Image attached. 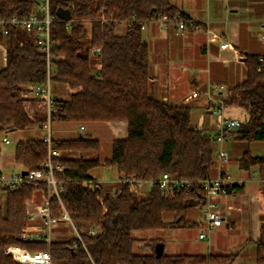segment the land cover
I'll return each instance as SVG.
<instances>
[{"label": "trees", "instance_id": "trees-1", "mask_svg": "<svg viewBox=\"0 0 264 264\" xmlns=\"http://www.w3.org/2000/svg\"><path fill=\"white\" fill-rule=\"evenodd\" d=\"M35 7L34 0H0V17H28ZM61 8L71 12L70 21L58 17ZM51 9L56 15L51 32L56 43L52 85L58 94L62 89L66 93V88L71 91L67 98L56 97L51 122L125 123L128 136L112 142L111 157L105 161L100 159L101 142L97 139L52 140L53 150L60 152L53 162L63 168L54 173L61 181L62 205L72 214L76 228L84 232V245L78 242L77 248L67 240H53L48 245L23 239L31 224L28 204L48 197L46 183L0 186V264H19L5 254L12 245L32 253L49 250L59 264H234L235 255H167L156 241L148 243V253L135 252L140 241L137 232L184 227L188 213L206 203L201 182L217 174L215 143L204 129L193 125L191 107L165 102L153 94L150 50L142 37V25L159 15L174 17L176 8L169 0H51ZM123 21L125 25H121ZM120 28L122 33H118ZM0 45L6 48L0 67V135L44 129L46 111L24 94L28 85L46 81L45 53L24 28L8 26L6 34L0 29ZM94 49L99 53L93 54ZM261 56L246 57V78L222 96L227 107L236 106L248 114L249 121L237 131L240 139L248 142H264V66L258 70ZM43 137L17 144L14 161L23 170H40L47 160ZM102 166L115 168L121 178L137 183H116L114 196L113 185L92 189L86 184L94 180L90 172ZM239 167L257 171L264 181V156L253 157L246 151ZM165 173L192 184L166 197L158 183ZM140 183L150 185L147 197ZM242 191L243 187L233 185L228 194ZM51 207L59 217L62 206L54 195ZM169 216L174 217L172 221ZM90 229L97 235H88ZM257 247V263L264 264V215Z\"/></svg>", "mask_w": 264, "mask_h": 264}, {"label": "crops", "instance_id": "crops-1", "mask_svg": "<svg viewBox=\"0 0 264 264\" xmlns=\"http://www.w3.org/2000/svg\"><path fill=\"white\" fill-rule=\"evenodd\" d=\"M169 1L180 16L197 21L210 20L212 36L214 34L216 37L210 40L211 36L204 31L191 33L185 37L178 34L173 26L161 30L158 24L148 22L142 30V37L150 50L149 71L153 94L165 102L189 105L193 125L208 131L206 133L213 137L217 129L216 118L213 120L209 118L214 116L212 104L203 95L193 98L192 93L206 91L210 83H216L224 85L226 90L220 93V96L224 97L229 88L246 78V57L251 54L264 55V42L260 38L264 22V0ZM120 30L121 32L118 33L123 32V28ZM223 41H227L232 49L222 50L220 44ZM53 94L58 98H67L63 89L61 94H58L53 88ZM226 115L239 119L249 117L243 109L236 106L227 107ZM53 124H63L73 129V134L65 138L84 136L97 139L92 134L90 137L83 134L88 131V127L84 124L53 122L52 130ZM88 124L94 126L92 128H102L98 122ZM103 124L109 131L115 132L112 142L127 138L128 133L124 132L127 129L125 123ZM58 131L65 130L60 127ZM44 135L43 128L0 135V179L11 180L22 175L23 169L14 161L15 149L10 150L5 147L11 144L12 138H16L19 143L31 138H42ZM4 139H8L10 143H5ZM53 139L64 138L53 135ZM260 143L264 142H248L240 139L236 132V138L225 145L230 155L228 168H233L235 171L233 174L235 185L243 187V191L215 198L218 209L226 221L223 225L210 231L207 239L200 238L205 228L202 223V212L198 208L188 213L187 224L184 227L137 232L135 236L140 241L135 246L136 253H148L149 250L146 248L148 243L156 241L163 245V251L167 255H235L234 264H258L257 242L264 215V181L261 179L258 181L253 176L256 171L250 173L241 170L239 160L246 151L252 154L250 148L254 146L264 150V145ZM215 146L217 150L218 146L216 144ZM252 155L263 157L264 151L259 150L257 154ZM97 177L92 176L94 180L100 182ZM120 179L121 175L117 171V181L100 182V187L114 186ZM148 185H141L142 192L150 188V185L147 187ZM115 188L116 186L112 187L111 191ZM43 200V198L32 199L27 207L28 215H34ZM173 218L169 216L168 221H172ZM30 223L32 228H36L43 224V219L37 217ZM53 240H67L75 245L71 227L63 222L54 229Z\"/></svg>", "mask_w": 264, "mask_h": 264}, {"label": "built area", "instance_id": "built-area-1", "mask_svg": "<svg viewBox=\"0 0 264 264\" xmlns=\"http://www.w3.org/2000/svg\"><path fill=\"white\" fill-rule=\"evenodd\" d=\"M36 7L34 11L28 16L19 18L17 16L11 19H4L0 17V29L7 33V27L24 28L28 33H31L36 38V44L39 49L46 55L47 63V78L42 84H30L27 87V92L24 94L26 98L33 99L37 102L38 107L44 109L47 113V123L44 125L45 135L43 137L44 143L48 146L47 160L41 165V169L33 172H29L27 176L18 175L11 180L0 179V186H6L10 188H17L24 184L32 183H46L49 189L48 197L44 198L43 202L38 206L34 215H29V221H33L34 218L43 219V224L39 227L32 228L30 225L23 232V239L25 240H37L42 241L50 245L53 241V231L60 223H67L74 234L77 241L74 245L78 247V242L83 244L82 234L83 231L76 228L73 222V216L62 205L60 199L59 181L55 176V170L62 171L61 166L54 164V159L60 157V152L53 150V130L51 118L56 112V96L53 94L52 87V61L54 56L52 49L56 43L51 38L52 26L56 22V15L51 9V0H34ZM148 22H153L159 25L163 30L169 26L175 27L178 34L187 36L189 33H197L204 31L209 36L210 40H214L216 35L213 34L210 27V20L197 21L191 18H184L180 15L169 17L167 15L155 16L152 19L143 22L142 30L145 29ZM121 25H125L123 21ZM261 40L264 42V22L261 27ZM222 50L231 48V45L227 41H223L220 44ZM93 54L99 53L98 49H94ZM260 67L264 66V55L259 58ZM224 85L210 83L206 91H194L192 97L205 96L212 104L213 114L216 116V134L212 137L214 143L218 146L215 159L217 163V174L214 177L208 178L201 182L203 189L207 194L206 203L200 206L202 212V223L205 231L200 234V238L207 239L210 231L214 228L223 225L226 221L224 216L218 209L215 202V198L220 195L228 194V189L235 185L233 176L228 168L230 162V155L225 149V145L236 138V132L238 129L249 121V117L245 119L232 118L226 115L227 106L224 103V98L220 96V93L225 91ZM83 129V127H81ZM5 143H10L8 139H4ZM119 183H137L132 178H121ZM159 186L162 189L163 194L166 197L172 196L175 192L189 188L192 184L189 180L175 179L170 174H163L159 181ZM92 189L99 188L100 182L96 180L87 181ZM142 185V183H140ZM116 194L114 189L111 192V196ZM55 196L62 206V213L59 217L55 216L51 207V197ZM90 236L97 235L95 229H90L87 232ZM5 254L11 255L13 259L19 264H59L55 261L49 250L32 253L25 248L19 246H8L5 250Z\"/></svg>", "mask_w": 264, "mask_h": 264}, {"label": "rangeland", "instance_id": "rangeland-1", "mask_svg": "<svg viewBox=\"0 0 264 264\" xmlns=\"http://www.w3.org/2000/svg\"><path fill=\"white\" fill-rule=\"evenodd\" d=\"M118 32H121V30L119 29ZM190 34L191 33H189L186 37H188ZM5 52H6V48L3 45H0V67L2 66V64L4 62ZM70 92L71 91L68 88H66V93H65V94H67L66 97L68 96V94H70ZM209 118H210V120H213V118H216V116L214 115L213 117H209ZM98 123H99V126H102V128L101 127L100 128H92L94 126H92L91 124L85 123L84 125L88 127V131L83 132V134H85L87 137H90L92 134L93 136H95V138L100 140V142H101L100 159L102 161H105L106 159L111 157L112 140L114 138L113 136H114L115 132L112 133L111 131L108 130V128H105V124H103V122H98ZM60 127H63L65 131H63V132L58 131V130H60ZM124 132L127 134V129H125ZM206 132H208V131H206ZM121 133H122V131H121ZM72 134H73V129H71L70 126H66L63 124H53V135L55 137L65 138V137H70ZM17 144H18V141L16 140V138L13 137L11 140V144L7 145L5 147L12 150V149H16ZM260 145H264V143H260ZM250 150H251L252 154H257L259 150L264 151L262 148L261 149L258 147L256 148V146L250 148ZM91 157H96V155L92 154ZM116 172H117V170L115 168L103 166V167H98V168L91 170L90 174L92 176H95V177L98 176L97 177L98 180L102 183H105V182L117 181L116 180ZM230 172H231L232 176H234L233 174L235 171L233 170V168L232 169L230 168ZM253 176L258 181L260 180V176H259L257 171L255 172V174ZM147 187H149V185ZM149 190H150V188H148L147 191L142 192L144 197L148 196ZM135 252H137V251L135 250Z\"/></svg>", "mask_w": 264, "mask_h": 264}, {"label": "water", "instance_id": "water-1", "mask_svg": "<svg viewBox=\"0 0 264 264\" xmlns=\"http://www.w3.org/2000/svg\"><path fill=\"white\" fill-rule=\"evenodd\" d=\"M57 15L63 21H70L71 20V12L68 9H62V8L58 9ZM28 174H29V172L27 170L22 171V175L27 176Z\"/></svg>", "mask_w": 264, "mask_h": 264}]
</instances>
